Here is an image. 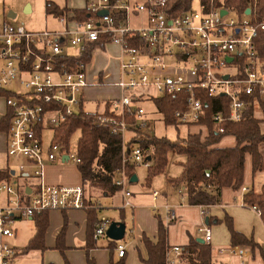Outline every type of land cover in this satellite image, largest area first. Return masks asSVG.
I'll return each mask as SVG.
<instances>
[{
  "label": "built area",
  "instance_id": "1",
  "mask_svg": "<svg viewBox=\"0 0 264 264\" xmlns=\"http://www.w3.org/2000/svg\"><path fill=\"white\" fill-rule=\"evenodd\" d=\"M248 9L240 14L215 7L213 0L209 5L200 0L197 8L192 6L174 15L169 10V0H86L83 9H69L64 15L49 13L60 28L42 32L13 24L8 15L0 13V93L9 94L5 96L10 118L8 156L26 161L18 165V172L22 178L35 181L32 187L37 188L36 193H27V203L14 184L0 182V194L7 197L5 206H0V264H13L18 255L6 241L14 237L17 221L50 211L90 208L84 186H50L45 181L49 164L63 161L64 157L65 163L77 167L82 163L76 151L64 152L53 139L46 146L43 138L46 128L54 131L77 114L75 109H80L85 91L91 86L87 76L91 60L73 64L61 61L79 59L90 47H99L104 39V45L121 48L120 68L126 79L114 85L129 94L115 107L135 121L130 124L115 115L93 116L95 124L114 135L124 137L133 130L144 138L149 121L146 111L136 108V104L171 97L183 106L174 114L177 122L205 127L207 137L211 134V128L203 122L209 119L207 103L213 107L211 99L224 97L227 108L220 103L221 111L209 119L215 125L214 131L224 134V124L239 122L250 107L258 109L264 104V58L257 51L264 19L257 21L256 14ZM151 155L149 149L123 146L124 164L149 169ZM125 181V177L118 179L116 185L124 187ZM241 192L245 194L248 189L242 187ZM158 195L153 194L155 199ZM126 196L131 193L127 191ZM99 206V202L93 205ZM243 206H248L245 198ZM252 208L261 215L256 207ZM176 220L169 211L167 221ZM113 222L107 217L98 220L96 242L108 239L107 231ZM200 232L204 241L211 243L210 226ZM126 251L124 243L118 245L120 258L125 257ZM227 252L245 255L237 247ZM181 254L180 247H173L168 251L166 264H177Z\"/></svg>",
  "mask_w": 264,
  "mask_h": 264
},
{
  "label": "trees",
  "instance_id": "2",
  "mask_svg": "<svg viewBox=\"0 0 264 264\" xmlns=\"http://www.w3.org/2000/svg\"><path fill=\"white\" fill-rule=\"evenodd\" d=\"M194 0H169V10L174 15L189 10L193 6ZM203 4L209 5L211 0H201ZM213 0L215 7H223L233 9L240 14L251 8L256 14L257 21L264 19V0ZM69 9L61 8L55 3L47 2V14L64 15ZM78 12V11H77ZM104 40L100 42V46H104ZM95 47H90L86 53L81 55L79 59L63 60L61 63H79L89 62ZM257 51L264 58V31L260 33L257 40ZM3 93H0L2 95ZM9 95V94H8ZM158 111L164 115L165 124L174 126L178 129L182 126L174 117L177 110L182 109L174 98H158L152 100ZM207 103V113L210 116L217 114L221 110L220 103L227 108V100L224 97L211 99ZM264 111V104L261 105ZM256 108L250 107L243 119L239 122H229L223 125L224 134L214 131L215 125L211 121L205 120L211 128L210 136L202 140L198 134H189L184 139L171 141L165 137L148 136L146 139L137 140L134 137L129 147L136 146L149 149L152 153V167L147 170L146 181L150 185L153 179L165 173L169 162V154L175 152L178 155L185 156L186 161L182 164L183 172L180 177L172 179L171 182L185 188V196L190 206H200L202 208L212 207L221 203L222 189L233 187L239 191L244 184L245 161L246 156L252 158L253 175L264 171V118L257 119L255 117ZM93 114L86 113L83 110V103L77 114L68 118V120L55 128L52 142L60 144L63 151L68 153L71 151L70 140L77 132H81V136L77 143V155L81 159L79 172L82 176L84 187H88L89 196H86V203L89 204L97 195L102 198H111L120 189L116 185L119 173L125 171L128 177L135 174V165L123 163V138L120 135H114L109 129L99 127L93 121ZM106 116H113L106 113ZM211 120V119H210ZM10 120L5 117L0 122L1 130H9ZM234 136L236 145L230 148H219L217 145L226 136ZM3 180H15V176L11 171L0 172V182ZM33 193L37 192V188H33ZM19 193L29 202V195L26 189L18 187ZM245 201L251 207H256L261 212V219L264 223V187L261 192L250 190L245 194ZM89 227L88 241L85 249L94 247V225L97 221L98 212L89 210ZM36 226L35 236L30 240L23 254L32 251L45 250V234L49 226V215L43 213L33 217ZM95 222V223H94ZM225 222L231 233V243L233 246L246 245L255 247V243L243 234L237 232L233 226V220L230 217ZM212 219H208V225H211ZM65 231L64 225L58 237L57 249L61 252L65 259V264H70L65 256ZM168 231L163 221L159 220L158 240L152 242L146 236L142 241L147 249L148 257L143 260L144 264H166V254L170 247L167 242ZM113 250H117L116 242L110 241ZM112 250V251H113ZM182 259L185 264H212L211 247L209 244L200 243L192 239L189 246L183 248ZM91 262V261H90ZM112 264H115L112 262ZM116 264H121L116 263Z\"/></svg>",
  "mask_w": 264,
  "mask_h": 264
},
{
  "label": "crops",
  "instance_id": "3",
  "mask_svg": "<svg viewBox=\"0 0 264 264\" xmlns=\"http://www.w3.org/2000/svg\"><path fill=\"white\" fill-rule=\"evenodd\" d=\"M27 6L30 7V12H27ZM25 8V12L30 14L33 12L32 6L28 4ZM64 8V7H61ZM74 10H80L83 8H69ZM10 13V12H9ZM9 13L7 14L9 16ZM39 32V31H36ZM114 46L119 51L120 63L119 70L121 74V81L126 79L125 75L121 71V63H122V55L121 48L117 45L107 44L103 47L99 46L94 49L92 54V61L95 60V52L97 50L105 51L106 48ZM87 68V76L88 81L91 86L85 91L83 96V109L86 103V94L89 91H93L99 87H102L106 83L105 80H109L111 75H104L101 71H89V65ZM118 83V82H115ZM111 84L113 87H116L114 84ZM110 85L106 87L109 88ZM121 91V96H116L114 99H110L104 106V110L99 112H86L93 115H99L103 117L106 116V113L117 116L119 119H124L125 122L133 124L135 119L129 115L121 114V108H116L115 104H117L122 97L128 95V92ZM5 96H8V93H3L0 95V122L4 120L5 117H8V107L6 106ZM158 99V98H153ZM150 99V101L154 104ZM146 101V100H145ZM143 101L142 103H144ZM142 103L136 104L137 107H141ZM157 113L162 117V121L165 126L164 115L161 114L157 107L154 104ZM146 111V119L149 121V127L152 124H155L154 120L156 119L154 111L151 120L148 117L147 110ZM120 116V117H119ZM10 120V118L8 117ZM150 119V120H149ZM10 126V125H9ZM183 126V125H182ZM148 131L145 137L142 139H146L148 136H154ZM169 127V126H167ZM174 127V126H172ZM194 129L195 131L191 133V135L198 134L201 136L202 140L207 139V130L205 127H192L185 126ZM209 127V125H208ZM179 129V128H178ZM210 129V127H209ZM8 131H3L0 129V172L11 171L15 176V180H11L12 184H14L17 189L22 188L26 189L27 193L31 194L35 181L27 180L21 177L18 172V165L25 164L26 161L21 158H11L8 156ZM205 133V134H204ZM141 137L138 132L133 130H129L125 133L123 138V146L125 144L130 143V141L134 137ZM54 137V136H53ZM53 139V138H52ZM141 138H137L139 140ZM236 145V139L234 136H226L222 139V141L217 145L219 148H230ZM178 155V154H177ZM182 156V155H179ZM185 157V156H184ZM67 158L60 160L63 165H67L65 163ZM186 161V158H185ZM184 162L180 165L182 166ZM169 164V162H168ZM77 167V166H76ZM136 167V166H135ZM67 167H63L56 162L53 164H49L46 172H45V181L50 186H64V187H80L83 186L82 176L78 169L79 180H62L60 177H57L54 174L56 170H63ZM143 168L146 170V176L144 177V183L141 185V178L137 175V169ZM168 168V166H167ZM167 168L164 174L159 175L153 179L150 185L147 184V170L144 167H136L135 174L137 180L132 182L133 177H128L125 171L119 173L118 179L126 178L124 187H121L113 197L111 198H102L95 197L90 201V208L84 210H72L68 212H60V211H50L47 212L49 215V226L46 230L45 234V250H37L32 252H42L44 257V264H65V259L61 252L57 249L58 245V237L61 233L64 225L66 224L65 231V256L70 264H112L120 263L121 264H144L143 260H146L148 257L147 249L142 241L143 237L146 236L152 242L156 243L158 240V225L159 220L163 221L164 225L167 228L168 236L167 242L170 249L173 247H180L183 251V248L189 246L192 239L204 240V234L200 232V230L208 225V219H212V223L210 226L212 231V240L209 243L211 247V255H212V264H264V223L262 222L261 215L258 214L256 210H254L251 206H243V200L245 198V194L239 191L234 190L233 187H227L222 189L221 193V203L216 206L202 208L200 206H190L187 203V198L185 196V188L183 186L175 185L171 182L172 179H176L181 176L183 172V166L180 174L176 177L169 176L167 177L166 185L160 187L155 182L159 177L167 174ZM264 172V171H262ZM260 172V173H262ZM124 173V174H123ZM259 174V173H258ZM252 175V178H251ZM61 179V180H60ZM117 179V180H118ZM255 176L253 175L252 168V158L250 155L246 156L245 161V173H244V184L242 187H246L248 192L250 190H255ZM4 181V180H3ZM31 186V187H30ZM264 184L261 185L260 192L262 191ZM129 191L131 193L130 197L126 196V192ZM157 192L159 193L158 197L155 199L153 194ZM259 193V192H258ZM100 198V200H99ZM103 200L109 201V206L102 205ZM7 201V197L4 194H0V206H5ZM100 203L101 206L93 207L96 203ZM104 206V207H103ZM96 210L98 212L97 221L102 217H107L113 220L114 222H120L126 225V234L122 241L116 242V246L124 243L126 245L127 251L124 258H120L118 256L117 250H113L115 248L112 246L110 241L111 239H103L99 242H94V247L89 248V250L85 249L88 241V227H89V210ZM169 211L173 212L176 215L177 220L175 222H168V213ZM203 211L207 213L204 215ZM116 213V216L111 217L108 216ZM230 217L233 220L234 229L246 236L248 239H251L255 243V247H249L246 245H238L233 246L231 243V233L225 222V219ZM22 222H31L33 224V228L31 230V236L25 246H28L30 240L35 236L36 226L35 222L32 219L19 220L15 223V235L13 238L7 239V243L17 250V257L14 261L19 258L21 255H29L23 254L16 245L11 244L12 241H16L19 233L18 224ZM95 223V222H94ZM95 223V225H96ZM94 225V229H95ZM208 244V243H207ZM231 247H237L240 250L245 251L244 257H240L239 255H230L227 251ZM169 249V250H170ZM222 249H225V252H221ZM113 250V251H112ZM166 254V260H167ZM173 257L175 255L172 254ZM13 261V262H14ZM91 261V262H90ZM177 264H185L184 259H182V255L178 257Z\"/></svg>",
  "mask_w": 264,
  "mask_h": 264
},
{
  "label": "rangeland",
  "instance_id": "4",
  "mask_svg": "<svg viewBox=\"0 0 264 264\" xmlns=\"http://www.w3.org/2000/svg\"><path fill=\"white\" fill-rule=\"evenodd\" d=\"M47 2H52L57 4L60 7H69V8H83L86 6V0H0V13L3 16L7 17L9 12H13L17 15L16 19H11L10 21L13 24L21 25L28 29L29 31H45L52 29H59L60 25L57 21L51 18L50 15L46 12ZM200 0L193 1V7L197 8ZM30 4L32 6L33 12L28 14L25 12L26 6ZM95 60L92 61L89 65V71H101L104 75H111L112 77L108 80H105L106 83L93 91H88L86 94V103L84 111L94 113H101L104 110V106L108 100L114 99L116 96H121L120 89L113 87L111 84L121 81V74L119 70V51L114 46H110L103 50H97L95 52ZM110 85L109 88L106 87ZM144 109L147 110L148 117L151 120H154L150 117L154 111L156 119L154 120L155 124L150 125L149 132L155 134L156 137H165L171 141H176L178 139H184L189 134L195 130L189 127L180 126L179 129H176L172 126H165L162 117L157 113L154 104L150 100H146L142 103ZM80 109H75V112L78 113ZM255 117L257 119L264 118V111L262 107L256 109ZM149 119V120H150ZM264 129V124H263ZM205 134V133H204ZM54 136V131L52 129L46 128L43 133V138L46 146H48ZM81 136V132L77 131L70 140L71 152L74 153L77 149V143ZM137 138H140L139 136ZM182 162H185L184 156H179L175 152L169 154V164L167 168V174L158 178L155 184H158L160 187L166 185L167 177L172 176L176 177L180 174ZM57 164L67 167L63 170H56L54 174L57 177H60L62 180H79L78 169L75 165L63 163L58 160ZM137 175L141 178V185L144 183V177L146 176V170L143 168L137 169ZM252 178V175H251ZM60 179V180H61ZM255 190L260 192L261 185L264 184V172L259 173L255 176ZM86 196H89L88 187H85ZM97 195L96 197H98ZM100 200V198H99ZM101 201V200H100ZM102 205L109 206L108 200H103ZM104 207V206H103ZM111 217L116 216V213L109 215ZM19 233L16 241H12L11 244L16 245L21 251L25 248L30 236L33 224L31 222H22L18 225ZM13 264H44V257L42 252H32L29 255H21L13 262Z\"/></svg>",
  "mask_w": 264,
  "mask_h": 264
},
{
  "label": "water",
  "instance_id": "5",
  "mask_svg": "<svg viewBox=\"0 0 264 264\" xmlns=\"http://www.w3.org/2000/svg\"><path fill=\"white\" fill-rule=\"evenodd\" d=\"M27 12H30V7L27 6ZM250 9H248L246 11V14L249 15L250 14ZM226 11H223V14H226ZM9 17L11 19H16L17 15L13 12L9 13ZM232 60L229 59V62H231ZM67 157H65L66 159ZM137 178L136 176L133 177L132 182L136 181ZM126 234V225L120 222H113L112 225L109 227L108 231H107V236L109 239L113 240V241H122L125 237ZM198 242L200 243H205L204 240L199 239Z\"/></svg>",
  "mask_w": 264,
  "mask_h": 264
}]
</instances>
